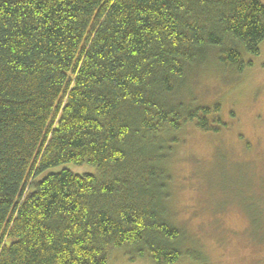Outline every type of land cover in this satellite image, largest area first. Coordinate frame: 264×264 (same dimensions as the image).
Here are the masks:
<instances>
[{"label": "trees", "instance_id": "1", "mask_svg": "<svg viewBox=\"0 0 264 264\" xmlns=\"http://www.w3.org/2000/svg\"><path fill=\"white\" fill-rule=\"evenodd\" d=\"M263 41L260 0H0V264L192 257L168 156L184 128L226 124L182 95L211 57L242 73ZM67 164L96 173L49 171ZM249 222L262 241L264 212Z\"/></svg>", "mask_w": 264, "mask_h": 264}, {"label": "rangeland", "instance_id": "2", "mask_svg": "<svg viewBox=\"0 0 264 264\" xmlns=\"http://www.w3.org/2000/svg\"><path fill=\"white\" fill-rule=\"evenodd\" d=\"M216 59L193 70L182 98L195 106L218 103L226 128L216 135L184 128L167 161L170 221L185 233L184 250L193 253L176 264H264V239L249 222L257 210L264 212V41L258 56L244 57L252 65L242 73ZM61 169L96 173L71 164L49 171ZM107 264L152 263L122 248Z\"/></svg>", "mask_w": 264, "mask_h": 264}]
</instances>
